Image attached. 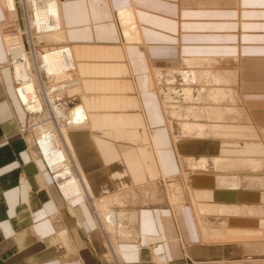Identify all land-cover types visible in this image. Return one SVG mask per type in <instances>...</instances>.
<instances>
[{"label": "crops", "instance_id": "obj_1", "mask_svg": "<svg viewBox=\"0 0 264 264\" xmlns=\"http://www.w3.org/2000/svg\"><path fill=\"white\" fill-rule=\"evenodd\" d=\"M165 2L169 0H61L67 40L75 46L107 49L126 43L127 62L114 57L110 62L94 59L115 66L122 64L126 74L121 77L131 80L130 85L135 87L123 95L140 103L139 107L101 112L94 120L79 124L86 129L68 122L75 161L94 194L148 188L155 179L154 169L149 174L148 166L156 167L158 159L163 177L171 180L180 155H224L227 161H239L231 170L264 172V0H174L172 9L167 8L169 12L160 13L166 10ZM146 3H151V7ZM2 8L0 4V264H211L208 262L225 257L228 260L262 255L261 242L231 247L203 241L190 207L183 202L178 214L171 210L160 188V165L156 169V189L145 193L153 196L143 199L140 194L128 204L137 215L132 224L133 238L117 244L121 256L110 252L88 202L82 198L64 201L43 171L34 146L18 132L26 118L14 92L10 66L5 65L7 38L3 25L8 23H4ZM129 8L131 14L123 19L121 11ZM203 10H221L225 18L204 19ZM218 22L227 23L228 27L217 31L212 25ZM185 31L210 35L209 44L198 45L222 47L224 54L210 56L214 59H209L207 65L209 75L196 78L203 91L197 82L180 83L163 85L158 97L150 96L148 62L137 49L144 52L146 48L148 60L164 72L168 66L163 64L165 47H177V34ZM188 88L190 94L185 95L183 91ZM78 104L68 108L69 113L73 110L72 117L68 114L72 122ZM168 104H174L173 115L164 109ZM199 105L209 110L205 109L207 121L204 116H195ZM219 107L225 110L220 109L222 124L213 135L209 124L218 121L215 109ZM156 115L171 122L173 129L168 140L161 132L158 134L162 125ZM204 122H208L204 130L186 124ZM91 124L96 130H103L102 134L94 135ZM148 127L158 158L149 141ZM129 138L134 141L125 142ZM242 146L252 156L242 158ZM150 151L154 159L150 158Z\"/></svg>", "mask_w": 264, "mask_h": 264}, {"label": "rangeland", "instance_id": "obj_2", "mask_svg": "<svg viewBox=\"0 0 264 264\" xmlns=\"http://www.w3.org/2000/svg\"><path fill=\"white\" fill-rule=\"evenodd\" d=\"M12 1H13V6L6 3L7 0H6V2H5V0H0V4L3 7L2 10L3 9L5 10V11H3L4 18L6 19V21H4V23H8V24L3 25V33H4V35H6V38H7V40H6L7 46H6V50H5L7 59H6L5 65L10 66L11 78L14 82V92H15V94H16V96H17V98L21 104L24 116L26 118L25 123L19 127L18 132L20 133L21 136L25 137L27 139V141H30V143L34 146L35 150L33 152H36V155L38 157V161L41 163L43 171L49 175L50 179L52 180V182L56 186V188L59 191L63 200L64 201L66 200V202H72L73 200L78 199V198L79 199L80 198L85 199L88 202V205L91 207L90 209H91V211L95 217L96 222H98V225L101 228V232H103V233H101L102 238L104 239V235H105V237H106L105 243H107V241H110V242H108V245H107L108 249L110 250V248H112L111 249L112 251H114L115 249L118 251L119 248L113 246V244H116V246H117L119 241L124 242V241H130L131 239L118 240V236H123V234H121L122 232L118 233L116 231L117 230L121 231V228L125 227V225H126V228L128 227L127 230H129L131 227L133 228V226L131 225V223L133 221L132 220L130 221V219H128V217L126 216L124 219L122 218L123 219V220H121L122 222L119 223L122 226L116 224V226H118L117 230L115 228L114 229L110 228L112 232L109 229H108L109 230L108 231L106 228H104V227H108L106 225L107 220H105V219L101 220L99 218V216L97 215V213L95 211L94 202H95V200L103 199V197L105 195L108 196V195L114 193V194H117L119 196V199L121 201L124 200V204L125 203L126 204H125V206H121V205H123V203L122 204H112L113 206H110V209H112V210L117 209L118 211L123 210V212L125 214H129L132 211L136 212V210H134V209H129L128 204L130 201H132V202L136 201L137 197L140 194L143 196V199H146L148 197L153 196V195H148L145 193L149 192L151 194V189H153V190L156 189V179H157V176H156L157 170L156 169H160V168H158V163H156L157 168L152 164V166H153L152 168L154 169V172H155V179H154V181L149 182L148 188H146L145 186L144 187L138 186L137 189L131 187V188L124 189V190L111 191V192L107 193L108 195L104 194V193L94 194L92 189H89L90 193L85 194V195H84V193H82V195L81 194L78 196L75 195L71 198H67L64 195V192L62 190L61 185L64 183L66 185L68 180L69 179L71 180L75 176V174H77V172H74L73 168H71L72 171L70 170V172H68V174H65V176L63 177V175H64L63 173H61L62 175L60 173H58V172H61L63 170V168L57 167V168L52 169L50 167V165L45 161V159H44V158H46L45 153H44V151L41 150V145L39 143V140H37V138L40 134L39 130L37 127L34 128L35 122L32 120V117H30L32 115H29V113H27L25 111L24 106L22 105L23 103L20 100L18 94L16 93L17 89L19 87H21V83H20V85H18L16 82V79L18 77H22L23 75H26V74H24L25 72L22 71V68H25V69L27 68L26 70H28V68L30 67V63H32L31 58L32 57L36 58V56H33V55L38 56L39 54L42 55L45 52L50 53L51 52L50 50L57 49L58 46L62 47L64 45H66L67 42L72 44V42L65 41L66 42L65 43V42H61V41H54L53 42V40H47L45 35H48V33L53 34V32H51L50 30L47 32L46 30L38 28L39 25H37V23L35 21V16H34L33 3H30V1H32V0H25V1H27L26 3L24 0H12ZM56 1H58V0H56ZM173 1L174 0H171L170 3L172 4ZM165 3H168V2H165ZM150 5H151V3L150 4L146 3V6H148V7H151ZM188 13L191 15L193 14L192 12H188ZM201 13L206 14V15L201 16L204 19H210V20L218 19L219 20V19L225 18L224 12H222L221 10H214L212 12L204 11ZM120 14H122L121 17L123 19H127V15L131 14V9L129 8V11L122 10ZM31 15H32V17H31ZM192 16H190V17H192ZM233 17H235V15H233ZM5 19H3V20H5ZM49 19L51 21V22L49 21V23L53 24L54 21L51 18H49ZM28 22H29V24H28ZM32 23H33V25H32ZM211 24H213V22ZM212 26L217 27V28L215 27L216 28L215 30L221 31L222 29L227 28L228 24L223 23V22H218ZM35 28H37V29H35ZM123 33H125V32H123ZM127 35H129V34L127 33ZM39 37H41V38H39ZM207 38H211V36L208 34H205L202 31H199V32L194 31V33L185 31L182 33L179 32L177 34V40L179 39V42H178L179 45H177V47L173 46V48H176L177 54L179 53L178 56L181 54V56L183 58L181 60H184V62L187 61L185 67H190V65H191L190 59H192L194 57L195 58H201L203 61H206L207 58L208 59H214L210 56L224 54L225 51H224V48H222V47H216V48L212 47L211 49H206V47L204 48V47H201L202 45H198V44H209L210 41L208 40L209 41L208 42ZM191 40H192V42H191ZM204 40L207 41V43ZM188 41H190V42H188ZM124 44H126V43H124ZM124 44H121L122 47L120 46L123 49L125 48ZM181 44H183V45L181 46ZM185 44H186V46H185ZM166 47H165V49H167ZM194 47L197 48L198 50H197V52L192 53L191 56H189V54L183 52V50L185 48L193 49ZM213 51H214V53H213ZM137 52H138V54L141 53L140 55L143 58H144V56H146V59H147L148 56L146 55V52H147L146 48H145L144 52H142L138 49H137ZM30 53H31V55H30ZM21 55H25L27 64H25V65L22 64L23 67H21V68L19 67L20 70L18 72V75L14 76L15 73H13V70L15 67L13 68V64H14V66H15V64H19L18 59H20L22 57ZM15 56L18 58H16ZM184 57H186V58L184 59ZM188 62H189V65H188ZM38 63H40V65H41V63H42L41 59H39ZM151 64L152 63H150V65ZM26 65H28V66H26ZM75 65L73 64L72 66H69L70 68L68 67V69H65L63 71L64 73L62 72L61 74H57V76H53L51 79L48 78L49 77L48 75H44L46 78L49 79V81H48V79L46 80L47 85H48L47 89L49 88V86L51 87V85L53 84V83L51 84V82L59 83L60 81L62 82V80H63V81H65V83L67 85V82H71L73 80L76 81V79H77V82H78V80L80 81L79 78L82 79V76L80 75L79 71H78V73H77V71H75V70H77ZM150 65L148 63L149 83H151V81H152V83H154V81L156 79L154 76L155 75L158 76L157 74H160V70L157 69V67H155V66L151 67ZM209 67L210 66H207V65L203 66L201 68L200 67H196V68L194 67V68H192L193 70L192 69L190 70V68H186L185 70L188 71L186 73L189 75L190 80H191L190 83H192V82L196 83L197 82V84L200 86L199 88H203V85H201L199 83L200 81L196 80V78L203 76L202 74H204V71H202V70L210 71ZM31 68H32V66H31ZM59 75H64V79L62 78V80H61ZM154 86H155V88L157 87V85L155 83H154ZM66 91L63 90V97L60 94V92L56 96H57V98L58 97L62 98V99L66 98L67 100H70L69 103H71V101L76 97L74 95L78 94V93L70 92L68 95L67 94L68 88ZM38 94L43 99L42 92L39 91ZM71 96L73 99H71ZM78 101L76 102L74 100L71 103V105H72L71 108H73L78 103ZM197 103H199V102L197 101ZM200 108H203V106H200V105L196 106L195 116L196 117L204 116V117H206L205 120L207 121V115L205 113L202 115ZM66 111H67V115L69 114L70 117L73 116L72 115V113H73L72 109H71L70 113L68 112V108L66 109ZM231 111H233V110H231ZM186 112L188 113V111H186ZM72 119L73 118H70L71 123H73ZM67 124H68V122H67ZM160 124L162 125V127L159 130H157L158 134L161 132L162 134H164L165 140H168L170 135L168 136V131L164 130L165 129L164 128L165 123H164V119L162 117L160 120ZM188 124H190L191 126L193 125L191 123H188ZM219 124H220L219 120L216 123L214 121H212V123L209 124L208 130L210 132L212 131L211 133L214 135L215 128H218L222 123L220 125ZM206 125H208V122L207 123H205V122L204 123H198V126H196L197 127L196 129L204 130ZM79 126L81 128H84V129L87 128V127H84L85 125H79ZM23 127L29 128V129H27L28 132L22 134L20 132V130ZM67 127H68V125H67ZM147 132L149 135V141L151 142L150 135L152 136L153 134L151 133V130L149 127H148ZM202 134H203V132H202ZM35 135H37V136H36V141L34 143L33 140L35 138ZM152 145L154 147V153H155L156 149L158 150V148L156 147L155 144H152ZM242 148H243V150L248 149L247 147H244V146H242ZM243 150L240 152V156H242V158L245 157V156H243ZM150 155L153 156V159H154V155L151 153V151H150ZM155 155L158 158V155L156 153H155ZM245 155L252 156L249 153L245 154ZM43 156H44V158H43ZM248 156H246L245 158H248ZM224 157H225L224 155H219V154L213 155V156H205V155H200L197 157L196 156H189L188 159H189L190 163H192V165H195L194 170L191 172V175L194 177V180L190 181L188 179V177L186 180L182 178L183 171L179 170V167H180L179 161L180 160L177 156V160L174 163V166H175L174 168L176 171H175V175H173V176H175V178L172 177L171 179H173L174 181H176L179 184V186L181 188L180 189V194L182 197L181 199L184 202L185 206L190 207L192 210H194L193 213H195V215H196L197 226H198L200 232L202 233V240L203 241L215 244L217 246L218 245L219 246L220 245H229L231 247H235V245H237V244H243V243L247 244L246 242H248V243L250 242L249 244H252L254 242H261L259 244L262 245V243H264V178L260 179V177L264 176V172H245V173H242L240 171L231 170V168L236 166L235 163L228 164L226 166H222L221 169H217L215 166V163H219L221 160L223 161V159L225 161H227ZM177 162H178V165H177ZM212 163H214V165H212ZM160 167L162 168L161 162H160ZM161 172H163V168H162V171L159 172V174ZM214 173H217L220 175L225 174V173L226 174H235L236 178L232 182H228V183L221 182V184H220V181H218L214 177ZM57 176H61V177H57ZM80 176H82V175H80ZM83 177H84V175H83ZM168 177L167 176H166V178L163 177V175L161 173L160 188H161L162 192L164 193L165 199L169 203L170 197H171V195H173L172 194L173 192L170 189V187L168 186V184L170 185V183H171V181ZM65 180H67V181H65ZM87 184H88V181H87ZM151 185L152 186L155 185V187H152ZM138 192H140V193H138ZM119 193H121V194H119ZM169 205H170V203H169ZM170 208L172 210L171 205H170ZM179 210H181V209L179 208ZM128 211H130V212H128ZM115 218H114V220H115ZM116 219H118L117 221H119L120 218L117 217ZM124 230H126V229H124ZM107 234H109V235H107ZM131 235H132V232H131ZM203 237H205V238H203ZM114 238H115V240H114ZM117 240H118V242H117ZM112 242H113V244H112ZM107 246H104L105 250H106ZM111 250H110V252H111ZM116 250H115V252H116ZM117 255L121 256L118 253H117ZM104 256H106V255L104 254ZM231 257H233V256H231ZM234 257H236V256H234ZM225 258H227V257H225ZM225 258H223L221 260H215L212 262H208V263H211V264H226V263L227 264H264V252L262 253V255H257V256H245V257L237 256V258H234V259L228 258V260ZM160 264H164V263L161 261Z\"/></svg>", "mask_w": 264, "mask_h": 264}, {"label": "bare ground", "instance_id": "obj_3", "mask_svg": "<svg viewBox=\"0 0 264 264\" xmlns=\"http://www.w3.org/2000/svg\"><path fill=\"white\" fill-rule=\"evenodd\" d=\"M55 1L56 0H32V1H30V3H33L35 21H36L37 25H39V27L38 26L37 27L40 29L46 30L47 32L49 30L51 32H53V34L48 33V35H45L46 39L47 40H53V42L54 41L65 42L68 40H67V33L65 30V26L63 25V22H62L63 11H62L61 0H58L56 2ZM170 1L171 0H169L168 3H165L166 10L165 9L161 10L162 8H160V10H161L160 13L169 12V10L167 8L172 9L174 4L173 3L171 4ZM5 2H6V0H5ZM26 2L27 1H25V3ZM6 3L13 6L12 0H7ZM31 17H32V15H31ZM49 18H51L54 21L53 24L49 23V21H50ZM28 24H29V22H28ZM32 25H33V23H32ZM35 29H37V28H35ZM39 38H41V37H39ZM211 39H212V37L207 38V41L208 40L210 41ZM207 41H205V42L207 43ZM188 42H190V41H188ZM191 42H192V40H191ZM59 47L60 46H58L57 49L50 50L51 51L50 53L45 52L42 55H40V54L38 56L33 55V56H36V58L35 57L31 58L32 63H30V67L28 68V70H26L27 68L26 69L22 68V71H24L25 72L24 74H26V75H23L22 77H18L16 79V82L18 85H20V83H21V87H19L17 89L16 93L18 94L20 100L22 101V103H23L22 105L24 106L25 111L27 113H29V115H32L30 117H32V120L35 122L34 128L37 127L39 130L40 134L38 133L39 136H38L37 140H39V143L41 145V150L44 151V153H45L46 158H44V156H43L45 161L50 165V167L52 169L57 168V167L63 168V170L61 172H58L60 174L63 173L64 174L63 177L65 176V174H68V172H70L71 168H73L74 172H77L78 175L75 174V176L71 180L70 179L68 180L66 185H65V183L61 185L62 190L64 192V195L67 198H71L75 195H77V196L80 194L82 195V193H84V195L90 193L89 189H91V186H90V182L87 180V178L85 176L83 177L84 173L82 174V172L79 169V167L75 161V158H74V151L75 150H74L73 145H72V139H71V134H70L72 132V130H70L67 127V125H68L67 122L71 123V121L67 115L66 109L70 108L72 106L71 103L74 100L76 102L79 100L78 101L79 104L77 103L78 105L76 106V115L77 116L73 122L75 124V126H77L80 123L85 124L88 120H90V121L94 120V118L101 115V112L117 111L119 109H122L123 107H128V106L139 107L140 103H139V101L133 100V98H126V96L123 95L125 92H128L129 90H131V88H133V89L135 88L133 83H131V85H130L131 80L129 82V81H126V79L124 77H121L124 74H126V68L122 64H118L117 66H115V65L107 62V61L110 62V59H112L113 57L117 58L119 60V62H120V60L121 61L124 60L125 62H127L125 50L123 48H121L120 46L119 47L117 46L116 48L108 47L106 49L103 47H101V48L91 47L89 45L88 46L83 45V47H77V46H75V44H73V43L70 44L68 42L66 43V45H64L60 48ZM206 49H211V48H206ZM197 50L198 49L195 47L193 49L185 48L183 50V52L187 53V54H189V56H191V54L194 52H197ZM105 53L108 54L105 58L100 57V56H104ZM213 53H214V51H213ZM178 54H177V50L173 47H170V48L167 47V50L164 51V53H163L164 60L163 61L166 63H163V64H167L168 66L166 68L164 67L165 68L164 72L160 71V74H157L158 76H156V75L154 76L156 79H155V81L154 80L153 81L157 85L156 88L154 86V83H152V81H151V83H148L149 84L148 93L150 96L158 97V94H159L158 89H159V87H161L163 85L172 86V85H177V84L180 85V83L181 84L190 83L191 82L190 77L186 73L188 71H186L185 69L190 68V70H191L194 67L195 68L196 67L201 68L203 66L208 65V63H209L208 58L206 59V61H203L201 58H195L194 57V58L190 59V62H191L190 67H185L187 61L184 62V60H181L183 58H182L181 54L179 56H178ZM30 55H31V53H30ZM95 55H97V56H95ZM21 56L22 57L20 59H18L19 64H15V66L13 64V68L15 67L13 70V73H15L14 76L18 75L20 68L23 67L22 64H24V65L27 64L25 55H21ZM97 57L99 59L101 58L104 60L105 59H108V60L107 61H100L101 59L95 60L94 58L98 59ZM16 58H18V57H16ZM185 58L186 57H184V59ZM39 59H41V62H42L41 65H40V63H38ZM147 61H148L149 65H150V63H152L150 60H148V57H147ZM73 64L74 65L76 64L75 66H76L77 70H75V71H77V73L79 71L80 75L82 76V79L79 78L80 81L78 80V82H77V79H76V81L73 80L71 82H67V85H66L65 81L62 80V78L64 79V75H59L62 82L61 81L59 83L51 82V84L52 83L53 84L51 85V87L49 86V88L47 89L48 85H47L46 80L48 78L51 79L53 76H57V74H61L65 69H68V67L72 66ZM188 65H189V62H188ZM26 66H28V65H26ZM31 66H32V68H31ZM150 66L153 67V66H155V64L152 63ZM160 70H161V68H160ZM202 71H204V74H202L204 77H207L210 73V71H205V70H202ZM44 75H48L49 77L46 78ZM147 77H149V76H147ZM49 79H48V81H49ZM128 79H130V78H128ZM186 87H188V86H186ZM216 87H217V85H216ZM67 88H68V93H67L68 95L70 92L78 93V94L74 95V96H76L74 99L71 96V99H73L71 101V103H69L70 100H67L66 98L62 99L59 97L57 98V96H56L60 92V94L63 97V90L66 91ZM190 89L188 88V89H184V91L183 90L182 91L185 93V95H187L188 92L190 94ZM199 89L203 91L204 87L199 88ZM167 90H168V88H167ZM39 91L42 92L43 99L38 94ZM202 91H200V92H202ZM166 100L168 102H171L170 99L168 100V97H166ZM173 105L168 104V106L165 105L167 108H164V109H167L166 111L168 113H170L171 115H173L175 113V109H174ZM205 109L206 108H204V107L200 108L202 115L204 113L206 114ZM220 109L221 110L223 109V112L225 110L224 108H216L215 109L217 112L216 113L217 117L215 116V118H217V120L220 119L221 115L223 116V113ZM208 112H209V110H208ZM156 117L158 118V121L160 122L161 116L156 115ZM164 123H165L164 124V128H165L164 130H167L169 135L171 136V129H173L171 122L169 121V119L166 120V118H165ZM177 123H178V121H177ZM186 124H188V123H186ZM192 124H194V125H192V127L198 126V123H192ZM189 126H191V125L189 124ZM27 129H29V128L23 127V128H21L20 132L22 134H24V133L28 132ZM90 129L92 130L94 135H96V134L101 135L102 131H103V130L102 131L96 130L95 128H93L92 124L90 126ZM36 136L37 135H35V138L33 140L34 143L36 141ZM174 138L175 137H173V140H174ZM150 140H151L152 144H155V141L153 139V135L152 136L150 135ZM127 141L131 142V141H134V139L129 138L125 142H127ZM185 147L186 146H184V148ZM235 147H236V145H235ZM213 148L215 149L214 146H213ZM148 153H149L150 158H153L150 155V152H148ZM155 153L158 155L157 149H156ZM230 153H232V152H230ZM248 153L250 154L249 149L243 150V156H245V157L248 156V155H245ZM188 157L189 156H181V155L178 157L180 160L179 161L180 162L179 170L183 171V175H182L183 179L186 180L188 177V179L190 181H193L194 177L191 175V172L194 170L195 165H192V163H190ZM249 157L250 156H248V158ZM251 161H250V165H253V162H251ZM233 163H235L237 166L239 161H225L223 159V161L221 160L219 163H215V166L217 169H221L222 166H226L228 164H233ZM248 163L249 162H247V161L245 162V164H248ZM158 165H160L159 159H158ZM212 165H214V163H212ZM251 169H253V168H251ZM151 170H152V167L148 166L149 174L152 173ZM80 175H82V176H80ZM57 177H61V176H57ZM214 177L218 181H220V184H221V182H223V183L232 182L236 178L235 174H226V173L222 174V175L214 173ZM261 178H264V176L260 177V179ZM149 179H152V177L149 176ZM65 181H67V180H65ZM87 181H88V184H87ZM170 181H171V183H170V185L168 184V186L172 190L173 195H171L169 203H170V205L174 211L177 210L176 213L178 214V212L180 211L179 208H181L183 206V201L181 199L182 197L180 194L181 188L176 181H174L172 179ZM119 194H121V193H119ZM122 203H123V205H121V206H125L126 203L124 204V200L121 201L119 199V196L117 194H114V193L110 194L108 196L105 195L103 197V199L95 200V202H94L95 211L101 220H104V219L107 220L106 225L108 227H104L107 230L109 229L111 231V229H114V228L117 230L118 226H116V224L120 225L119 223H121L122 222L121 220H123L126 216L128 217V219H130V221L131 220L133 222L136 221L137 215H136V212H134V211H132V212L128 211L130 213L125 214L123 212V210L118 211L117 209H113V210L110 209V206H113L112 204H122ZM194 215H195V213H194ZM116 216L118 218H120L119 221H117L118 219H116L117 218ZM195 217H196V215H195ZM114 218H115V220H114ZM132 223H131V225H132ZM120 226H122V225H120ZM124 229H126V230H124ZM127 229H128V227L126 228V225H125V227L121 228V231L120 230L116 231L118 233L122 232L121 234H123V236H118V240L132 239V237H133L132 236L133 235L132 227L129 230H127ZM131 232H132V235H131ZM107 235H109V234H107ZM203 238H205V237H203ZM114 240H115V238H114ZM118 240H117V242H118ZM108 242H110V241H107V243H106L107 245H108ZM119 242H121V241H119ZM246 243L249 244L250 242L249 243L246 242ZM112 244H113V242H112ZM113 246L117 247L116 244H113ZM254 247H256V246H254ZM111 249L112 248H110V250ZM262 249L264 252L263 246H262L261 250ZM115 253L117 254V250Z\"/></svg>", "mask_w": 264, "mask_h": 264}]
</instances>
